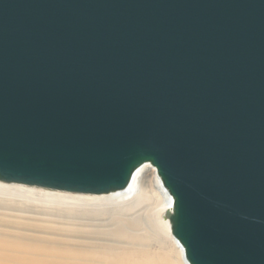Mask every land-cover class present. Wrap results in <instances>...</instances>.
<instances>
[{
	"label": "water",
	"instance_id": "obj_1",
	"mask_svg": "<svg viewBox=\"0 0 264 264\" xmlns=\"http://www.w3.org/2000/svg\"><path fill=\"white\" fill-rule=\"evenodd\" d=\"M147 164L188 264H264V0H0V181Z\"/></svg>",
	"mask_w": 264,
	"mask_h": 264
},
{
	"label": "bare ground",
	"instance_id": "obj_2",
	"mask_svg": "<svg viewBox=\"0 0 264 264\" xmlns=\"http://www.w3.org/2000/svg\"><path fill=\"white\" fill-rule=\"evenodd\" d=\"M171 210L149 164L110 194L0 181V264H188Z\"/></svg>",
	"mask_w": 264,
	"mask_h": 264
}]
</instances>
